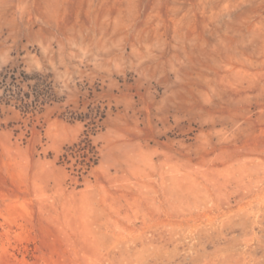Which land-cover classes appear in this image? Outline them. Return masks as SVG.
Returning a JSON list of instances; mask_svg holds the SVG:
<instances>
[{"label":"rangeland","instance_id":"obj_1","mask_svg":"<svg viewBox=\"0 0 264 264\" xmlns=\"http://www.w3.org/2000/svg\"><path fill=\"white\" fill-rule=\"evenodd\" d=\"M0 264H264V0H0Z\"/></svg>","mask_w":264,"mask_h":264},{"label":"trees","instance_id":"obj_2","mask_svg":"<svg viewBox=\"0 0 264 264\" xmlns=\"http://www.w3.org/2000/svg\"><path fill=\"white\" fill-rule=\"evenodd\" d=\"M37 77V76H35ZM12 79L15 80L16 78L14 77V75L12 74ZM26 79H28L26 77ZM13 86H15L16 90H9L12 93L10 94V101H14L16 103V108L19 109L20 111H22L23 113H30L35 111L36 109H38L39 107H41L43 105V103L45 102L41 96V90L40 85L37 83L35 85V94L33 99L30 101L31 99V94L28 92H22L21 89L18 88L17 85H15L13 83ZM82 144V145H81ZM79 145H81L80 149L84 150V152H88V153H93V147L90 146V140L88 137V134H85V137L80 141ZM76 146V145H75Z\"/></svg>","mask_w":264,"mask_h":264}]
</instances>
